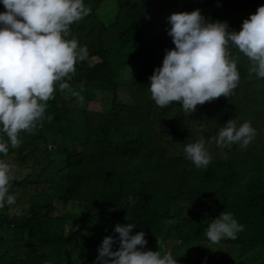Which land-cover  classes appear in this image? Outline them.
<instances>
[{
	"label": "trees",
	"instance_id": "trees-1",
	"mask_svg": "<svg viewBox=\"0 0 264 264\" xmlns=\"http://www.w3.org/2000/svg\"><path fill=\"white\" fill-rule=\"evenodd\" d=\"M238 1L84 0L89 12L70 26L69 37L75 35L89 55L76 63L75 73L67 79L84 101L79 103L68 90L56 93L47 101L45 112L52 119L45 118L31 133H20L26 148L10 147L18 164H28L34 178L51 184L52 190L49 195L34 191L26 195L23 220H17L10 205L0 208L4 254L0 264H62L71 258L75 245L80 253L91 236L106 230L118 237L114 225L129 222L136 226L133 233L143 230L146 244L161 254L170 251L178 264H264V150L250 144L244 154H235L231 146L222 161L215 162L213 157L207 169L188 166L179 153L174 154L185 142L207 140L227 119L243 122L241 114H249L247 121L256 129L255 136L264 137V78L251 73L249 59L229 45L240 76L228 95L231 98L220 96L188 113L178 102L155 105L144 76L127 83L117 71L138 72L143 69L137 57L140 52L158 43L162 50L166 40L172 41L166 18L173 12L199 9L206 19L226 22L229 30L238 31L243 17L253 13L260 0ZM91 57L99 58L101 64L88 65ZM105 67L109 73L99 74ZM151 74L148 68L145 76ZM62 94H69V99ZM89 101L110 109L89 120L83 107ZM81 118L89 130L90 122L98 123L93 131L98 130L101 138L84 139ZM52 134L68 135L70 140L53 146L47 142ZM75 142L89 150L73 153ZM48 176L50 183L45 181ZM24 185L23 190L38 187L31 180H23ZM10 186L20 190L15 181ZM129 196L134 204H129ZM55 202L70 206L67 212L74 215L78 230L65 232L62 222L67 212L57 213ZM97 207H103V214L92 211ZM222 211L231 212L243 230L236 239L211 243L205 229L209 219ZM80 230L91 232L84 235ZM194 249L197 258L191 261Z\"/></svg>",
	"mask_w": 264,
	"mask_h": 264
},
{
	"label": "clouds",
	"instance_id": "clouds-1",
	"mask_svg": "<svg viewBox=\"0 0 264 264\" xmlns=\"http://www.w3.org/2000/svg\"><path fill=\"white\" fill-rule=\"evenodd\" d=\"M0 4L4 8L0 11V208H4L17 201V193H11L15 190L10 186L15 178L13 166L2 157L20 146L21 132L31 133L45 118L52 119L45 112L57 88L68 90L81 104L84 101L67 79L89 52L69 35L70 26L87 15L89 8L84 0H0ZM254 11L243 17L238 31L229 30L226 22L206 19L199 9L169 14L167 34L172 41L166 40L162 50L158 43L137 56L152 71L148 87L155 105L178 102L191 113L197 105L228 97L240 79L229 45L249 59L251 73L264 78V0ZM255 135L250 121L238 125L228 119L207 140L201 137L182 144L179 154L188 166L207 169L213 157L215 162L222 161L231 146L235 154H244L243 149L256 144L251 142ZM128 201L135 203L131 196ZM134 228L131 222L116 223L113 231L118 237H103L94 264H178L170 251L161 254L145 249L144 231L133 233ZM242 230L231 212L222 211L209 219L204 234L211 243H219L236 239Z\"/></svg>",
	"mask_w": 264,
	"mask_h": 264
},
{
	"label": "rangeland",
	"instance_id": "rangeland-1",
	"mask_svg": "<svg viewBox=\"0 0 264 264\" xmlns=\"http://www.w3.org/2000/svg\"><path fill=\"white\" fill-rule=\"evenodd\" d=\"M227 1L231 2V0H227ZM240 25H241V23L239 24V26ZM74 36L75 35H72L69 38H73ZM162 58H160L159 64L162 63ZM139 61L141 64V65H139V67H141L143 69H141L135 73H133L132 71L127 72L125 70H119L118 69L117 70L118 74L121 77H123L127 83H130L131 81L139 80V78H142L144 76V82L146 84V87H148V83H149L148 77L149 76H145V72L149 68V66L143 65V62H144L143 57L140 58ZM87 63L91 67H95L96 65L99 66L101 64L99 58H97V57L89 58L87 60ZM114 68H115V65H114ZM108 69H111V68H108ZM105 72L109 73V71H107V68H106V70L103 69L102 71H99V74L105 73ZM63 91H65V90H63ZM58 92H62V91L57 89L56 91H54L53 96H55L56 93H58ZM62 95H65L67 100L70 97L69 94H62ZM222 97L223 96H221V98ZM228 98L230 99L231 96H228ZM234 102H235V100H233L231 103H234ZM83 107H84V111L87 114L89 120L93 115L102 111V109L105 112H108V110L110 109V106L109 107H103L102 104H99V103L94 102V101L87 102L86 104L83 105ZM218 109L223 110L222 108H218ZM241 117H244V121H245L248 119L249 114H246V115L241 114L240 118ZM261 117L264 119V115H262ZM236 119H237V124L241 123V121L238 118H236ZM80 121H82V135L84 136V139H86L87 141L88 140L95 141L98 138H101L98 130L93 131L94 128L97 129L98 123L92 124L90 122L91 129L89 130L88 125L86 124L85 120H83L81 118ZM76 125L78 126L79 124H76ZM73 130H75V129H73ZM217 130H219V129H217ZM261 130H262V133L264 134V123H263ZM63 139L70 140V137L68 135H55V134L47 136L48 144L53 145V146L56 145V143H62V142L65 143ZM27 142H28V140H27ZM251 142L256 143V146L259 147V150H262V149L264 150V137L259 138L257 135V136H255V138ZM21 145L24 148L27 147V144L24 142H22ZM85 145L87 146V144H85ZM91 145H94V144H91ZM75 146L76 147L71 148V151L75 154H83L85 149L89 150L88 146L85 147L84 145H80V143H78V142H75ZM47 149H48V152H50L49 150L51 148L50 149L47 148ZM178 153H180V151H178ZM54 154H55V151H53L51 153V155H54ZM2 158L13 166V175L15 178L10 182V184L14 183V181H15V183L18 185L17 187L20 189L18 192H17V190H12V192H11L12 194L17 193L16 194L17 201H15V203L13 205L9 206V209H11L12 214H15L17 217V220L20 221V220H23V218L25 217V215L23 217H21L22 212L26 211L28 209L26 195L32 193L33 191L39 193L40 195H49L51 193V190H52L51 184L41 182V181L37 180L36 178H34V175H32L27 170L28 164L19 165L18 164L19 162L14 159V150L13 149H11L10 152L8 151L7 155L3 156ZM30 158H31L30 154H28V159H30ZM23 180H31L33 182H37L38 187L36 188L35 186H31L32 189L28 188L26 190H23L26 187L25 185L23 186ZM45 181L50 183L51 178L48 176V177H46ZM55 207L57 209V213H59V214L67 212V210L70 208V206L64 207V205L60 202H55ZM102 208L103 207H97V208L92 209V211L93 212H100L103 214ZM63 217H65V220L62 222V224L65 226V232H70L71 230H78L76 225L73 223V219H74L73 214L67 212L63 215ZM88 219H89V225H93L92 217L90 216V217H88ZM86 228H88V226ZM93 230H94V228L91 229V231H93ZM80 233L84 234V235L89 234L86 232V230H80ZM8 234L12 235L13 233L8 232ZM107 235H109L107 230L102 231V232H96L93 236H91V239L89 240L88 244L85 246L84 250L80 253H78L79 246L75 245V247L71 251V258L69 260L65 259L62 264H73L74 262H75V264H94V261L96 260V257L98 256V246L100 245V242L102 241L103 237H105ZM0 245H1V239H0ZM87 247H88V250H87ZM144 247H145V249L153 250L149 244H146ZM112 248H113V246H112ZM3 257H4V254L2 253V248L0 247V263L3 261ZM189 258L191 261L196 260V258H197V250L196 249H194L192 252H190Z\"/></svg>",
	"mask_w": 264,
	"mask_h": 264
}]
</instances>
